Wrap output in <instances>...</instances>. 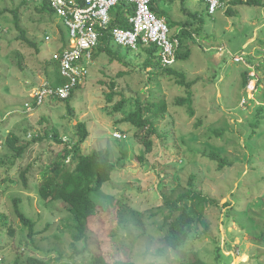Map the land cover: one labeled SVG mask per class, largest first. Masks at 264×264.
<instances>
[{
  "label": "rangeland",
  "instance_id": "1",
  "mask_svg": "<svg viewBox=\"0 0 264 264\" xmlns=\"http://www.w3.org/2000/svg\"><path fill=\"white\" fill-rule=\"evenodd\" d=\"M232 1L225 0L213 14L204 0L159 1L177 22L201 29L202 19V29L190 28L179 50H189V58L172 66L195 81L194 116L178 103L188 89L175 76L146 68L142 46L136 50L115 42L113 51L119 49L121 57L106 51L93 55L89 75L69 101L53 98L35 107L33 95L60 77L57 56L66 46L67 30L56 14L40 13L31 4L20 9L28 42L11 12L0 17V264L25 262L30 255L81 264L75 245L86 260L97 254L136 264H186L198 257L208 264H264V0L262 6ZM5 6L19 3L0 0V9ZM229 8L236 13L229 16ZM179 27L170 35L181 32ZM244 72L250 76L247 87ZM122 99L126 103L118 112L114 106ZM163 100L167 111L151 116L155 133L125 121L138 106ZM80 122L89 130L83 151L109 153L116 169L93 194L104 212L91 219L90 239L76 244L66 225L69 213L59 201H44L38 184L44 167L64 149L49 137L57 130L74 144ZM10 133L27 145L15 161L5 143ZM147 135L151 152L144 144ZM212 150L226 157L222 169L209 157ZM192 176L193 186L216 203L204 207L183 248H169L165 234L180 213L169 202L190 189ZM16 199L36 222L34 242L16 213Z\"/></svg>",
  "mask_w": 264,
  "mask_h": 264
},
{
  "label": "trees",
  "instance_id": "2",
  "mask_svg": "<svg viewBox=\"0 0 264 264\" xmlns=\"http://www.w3.org/2000/svg\"><path fill=\"white\" fill-rule=\"evenodd\" d=\"M10 1L19 3V6H17V8H9L8 6H5L3 9H0V17L3 16L5 12H11L13 14L16 26L21 30L20 9L31 5V3H28L25 0ZM231 3L233 5L262 6L263 0H233ZM32 5H35L36 10L40 13H48L50 15L55 14L54 10L48 3ZM151 9L155 14H157V16L161 18L165 17L171 29L175 26H180L179 28L181 32L177 33V36L180 40V50V48L183 46V40L190 35V28H192L193 26L192 23L190 21H175L171 14L161 10L159 1L154 2L151 5ZM184 10L192 18H199L198 13H192L191 11L186 10L185 8ZM134 12L135 6L133 5H130L126 2H122L118 5V8L113 13V21L109 29L105 30L103 32V35L101 36V41L97 48L98 52L97 54H94L95 56L101 53L102 51H106L107 53L114 55L116 58L121 57V55L119 54V49L116 52L113 51L112 31L115 28L130 29L131 25L129 23L128 17ZM227 12L229 16H232L234 13H236L231 8H229ZM200 23L202 29V19H200ZM192 29L196 30L195 32L201 30L199 28ZM21 31L23 32L21 35L22 39H25L29 42L26 35L24 34V31ZM141 48H144L148 54V59L145 63L146 68L155 67L157 69H161L164 73L168 74V76H175L177 78L178 84H181L182 86H185L188 89L187 97L178 98V103L184 106L188 105L189 114L191 116H194L195 109L192 87L195 81H188L186 73L176 69L175 67H163L161 63L160 50L156 44H153L150 47ZM179 50L177 52V60H186L189 58V50L184 53H181ZM243 76L244 86L247 87L250 80L249 73L244 72ZM64 82L65 80L61 79L58 76L56 80L53 81V84L60 85ZM78 86L75 87V89L78 88ZM114 86L115 85H112V88H114ZM113 96L114 93L109 96V101L113 100ZM71 98L72 96L68 99V101ZM125 103L126 100L122 99L114 106V110L118 112L121 111ZM34 106L38 107L35 104ZM263 108L264 107H261L262 110ZM70 111L72 112L73 110L70 108ZM166 111L167 102L165 100L155 104L140 105L134 112L130 113L126 117L125 121L130 122L137 128L147 129L149 130V133H155L157 131L156 124L154 120H152L151 116ZM78 134L79 139L74 144H71V142H66L60 136L57 130H55L53 135H51L50 137L48 135L49 138H53L54 141L58 144H64V149L60 153L56 154V158L44 167L41 172L42 179L38 184V193L44 201H59L61 202L64 209L69 213V220L66 222V225L68 226V228H70V232L76 244L83 241L88 242V240L90 239L89 226L91 219L93 217H98L102 215V213L104 212V208L96 202L93 197V194L99 192L103 188L104 184L111 180L112 174L116 169V164L114 163V161L111 160L109 153L104 151H94L91 153H85L83 151L82 145L89 137L88 126L85 122H80L78 124ZM1 142L2 141H0V144H2ZM5 143L8 148L12 151L14 161L22 157L27 149V145L20 144V137L14 133H10L7 136ZM144 144L146 145V151L151 152L153 149V140L150 139L148 135L144 139ZM209 157L212 160L217 161L221 169L225 167L228 163L226 157H224L221 152L216 150H212L209 154ZM141 158L143 159V157ZM23 177L25 180V185H28L25 173L23 174ZM195 179V176L191 177L190 189L188 191L181 193L177 197V199L169 202L173 210L177 209L180 212L170 222V225L165 234L166 245L169 248H183L189 241L193 225L197 220H200L203 216L204 207L207 204L216 203L214 199L205 195L202 189H196L193 186ZM20 201V199H16V213L20 217L24 226L29 229L28 237L30 241L34 242L35 236L37 235L36 222L27 215H25V213L20 209ZM2 221L4 222L3 218ZM204 224L207 227V224ZM9 228L10 232L14 233L13 227ZM26 244L29 246V243L26 242ZM75 248V256L80 257L81 261L83 260L81 264H136L134 262L125 260L108 261L105 256L97 254L91 255V258L89 260H86L83 255V251H79L77 249V245H75ZM160 253L165 254V249H161ZM58 260H60V257L58 258ZM13 264L58 263H56L50 257L42 258L39 256L30 255L25 262L15 261ZM146 264H155V262L150 261ZM186 264L208 263L198 257L195 260Z\"/></svg>",
  "mask_w": 264,
  "mask_h": 264
},
{
  "label": "built area",
  "instance_id": "3",
  "mask_svg": "<svg viewBox=\"0 0 264 264\" xmlns=\"http://www.w3.org/2000/svg\"><path fill=\"white\" fill-rule=\"evenodd\" d=\"M25 1L31 4L48 3L67 30L66 46L57 56L60 78L65 82L60 85L45 83L33 95L36 106L42 105L48 99L66 100L72 96L75 87L89 75V64L92 62L94 51L100 44L103 32L110 27L114 11L122 2L135 6V12L128 17L130 29L115 28L112 31L113 42L136 50L140 46L150 47L156 44L160 50L163 67L174 66L177 62L180 40L177 34L170 35L171 28L166 18L157 16L151 9V5L160 0ZM204 1L211 14L224 5L222 0ZM32 107L33 105H28V109Z\"/></svg>",
  "mask_w": 264,
  "mask_h": 264
},
{
  "label": "crops",
  "instance_id": "4",
  "mask_svg": "<svg viewBox=\"0 0 264 264\" xmlns=\"http://www.w3.org/2000/svg\"><path fill=\"white\" fill-rule=\"evenodd\" d=\"M173 1V0H172ZM260 248V247H259ZM262 249H264V248H262Z\"/></svg>",
  "mask_w": 264,
  "mask_h": 264
}]
</instances>
